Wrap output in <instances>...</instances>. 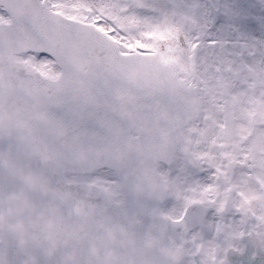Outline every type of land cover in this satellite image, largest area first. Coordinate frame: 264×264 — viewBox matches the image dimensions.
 Here are the masks:
<instances>
[{
    "label": "snow or ice",
    "instance_id": "obj_1",
    "mask_svg": "<svg viewBox=\"0 0 264 264\" xmlns=\"http://www.w3.org/2000/svg\"><path fill=\"white\" fill-rule=\"evenodd\" d=\"M0 264H264V0H0Z\"/></svg>",
    "mask_w": 264,
    "mask_h": 264
}]
</instances>
